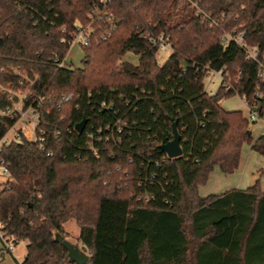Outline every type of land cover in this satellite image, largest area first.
<instances>
[{
	"label": "trees",
	"instance_id": "16d2710c",
	"mask_svg": "<svg viewBox=\"0 0 264 264\" xmlns=\"http://www.w3.org/2000/svg\"><path fill=\"white\" fill-rule=\"evenodd\" d=\"M99 2L0 0L1 62L38 71L57 99L74 94L43 111L51 156L25 139L0 149L8 167L0 221L16 244L27 243L17 264H77L56 239H66L72 219L90 255L84 264H264L260 182L199 193L216 167L236 171L244 142L264 158V134L254 139L249 118L222 105L239 94L264 110L259 62L221 40L244 31L263 59L264 0H112L92 24L82 66L58 67L54 55L68 52L70 32L91 23ZM163 40L172 53L162 64ZM127 52L138 64L116 66ZM211 68L228 83L215 94L205 86ZM174 123L183 154L170 158L162 145Z\"/></svg>",
	"mask_w": 264,
	"mask_h": 264
},
{
	"label": "built area",
	"instance_id": "2783aa9c",
	"mask_svg": "<svg viewBox=\"0 0 264 264\" xmlns=\"http://www.w3.org/2000/svg\"><path fill=\"white\" fill-rule=\"evenodd\" d=\"M112 0H100L97 5H94L90 12L92 22H97L108 12V6ZM91 27L78 25L77 28L70 32L68 42L70 49L73 45L80 44L82 47L90 42ZM65 30V28H63ZM245 32H233L227 35H222L221 40L226 44L229 41H234L242 47L247 57L259 62V75L264 78V57L259 59V51L256 47H251L246 44ZM162 39V37L160 38ZM69 49V50H70ZM171 44L167 40H163L159 45L158 54L163 50H171ZM68 52L64 56L54 55V63L60 67L70 66L72 63L68 61ZM138 60V59H137ZM130 63V62H129ZM125 63L123 62L122 65ZM133 66L137 62H131ZM185 70V69H184ZM216 76L220 77V87L228 88V83L225 80L223 69L211 68L208 70L205 79L206 90L210 94H215L217 91L210 90L209 87L216 83ZM207 80V81H206ZM47 82L46 77H42L38 71H31L17 65H5L1 62L0 57V95L3 101L7 104L0 106V149L11 142L28 140L36 142L42 150H46L47 155L53 154V149L49 147V134L46 124L44 123L43 111L48 103H57L60 107L63 103L74 98L73 93L63 94L57 99L54 96L45 93L44 84ZM258 95V94H257ZM248 108V118L250 121H264V110H261L257 104V100L251 103L245 97H242ZM48 111V110H47ZM76 129V128H75ZM121 131V128H119ZM61 131L58 128L53 130V138H59ZM264 134V131L262 132ZM92 136V135H91ZM0 174L7 176L8 167L2 159H0ZM0 259L6 254H13L15 251L16 242L6 233L3 223L0 221ZM21 263L20 261H18Z\"/></svg>",
	"mask_w": 264,
	"mask_h": 264
},
{
	"label": "rangeland",
	"instance_id": "374dc122",
	"mask_svg": "<svg viewBox=\"0 0 264 264\" xmlns=\"http://www.w3.org/2000/svg\"><path fill=\"white\" fill-rule=\"evenodd\" d=\"M93 22L90 24L84 25L92 28ZM70 49V48H69ZM171 50H163L158 54V59L160 63H164L169 56L171 55ZM85 56V51L80 44L73 45L69 50L68 61H70L74 66L81 67L83 64V59ZM138 55L133 52H127L124 55L120 56L116 61V66L127 68L133 66L131 62H137ZM123 62L125 63L124 65ZM130 62V63H129ZM207 81V80H206ZM220 86V77L216 76V83L209 87L210 90L217 91ZM222 105L228 110H240L243 115L248 118V108L239 94H235L224 98L222 100ZM250 130L252 132V137L255 139L264 131V121L259 120L257 122L250 121L249 123ZM220 174V175H218ZM222 174V175H221ZM223 176V177H222ZM6 176L0 174V190L4 186V181ZM224 181L225 185H239L241 187H249L255 184L257 181L260 182L261 187L264 189V158L257 151L252 149V145L249 141L244 142L241 151V160L239 167L232 174L225 175L221 173V170L216 167L212 174L210 175V181L205 185L201 186L202 192L207 193V189H212L213 186L218 181ZM217 189V188H216ZM221 189V188H218ZM218 192L221 190H217ZM217 193V192H216ZM65 237L72 243L78 244L81 248L83 244L79 240L80 227L77 225L75 220H69L65 223ZM27 243L26 241H20L15 246V251L13 254H6L3 258L0 259V264H17V261L22 262L27 253ZM1 247V243H0ZM83 249V248H82ZM88 251V250H84ZM88 253V252H87Z\"/></svg>",
	"mask_w": 264,
	"mask_h": 264
},
{
	"label": "water",
	"instance_id": "95a60500",
	"mask_svg": "<svg viewBox=\"0 0 264 264\" xmlns=\"http://www.w3.org/2000/svg\"><path fill=\"white\" fill-rule=\"evenodd\" d=\"M86 125L87 120L84 119L81 122L77 123L75 128L79 133H82L85 130ZM173 129V140L162 145V150L166 152V154L170 158L179 157L183 154V149L181 146V135L177 130L176 123L173 124ZM251 133V130H249L248 134L250 135ZM56 239L59 243L63 244L65 248H67L70 261L75 262L77 264H84L89 260L90 255L86 251H84L78 244L72 243L69 240L64 239L61 234H57Z\"/></svg>",
	"mask_w": 264,
	"mask_h": 264
},
{
	"label": "crops",
	"instance_id": "0c3cea01",
	"mask_svg": "<svg viewBox=\"0 0 264 264\" xmlns=\"http://www.w3.org/2000/svg\"><path fill=\"white\" fill-rule=\"evenodd\" d=\"M219 168V167H218ZM220 169V168H219ZM213 172V171H212ZM221 173H223L222 171H221ZM212 174V173H211ZM210 174V175H211ZM225 174V173H224ZM218 175H220V174H218ZM222 175V174H221ZM225 175H228V174H225ZM223 177V176H222ZM208 181H210V177H209V180ZM209 183V182H208ZM254 185V184H253ZM203 186V185H202ZM252 186V185H251ZM250 187V186H249ZM217 188V189H216ZM218 188H221V189H218ZM247 187H241V186H239V185H225V182L224 181H222V180H220V181H218L214 186H213V188L212 189H210L209 190V188L207 189V193H203L202 192V188H201V186L199 187V193H200V195H201V197H207V196H209V195H211V194H222V193H224V192H226V191H228V190H230V189H246ZM217 190H221V191H217ZM217 192V193H216Z\"/></svg>",
	"mask_w": 264,
	"mask_h": 264
}]
</instances>
